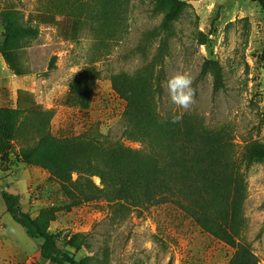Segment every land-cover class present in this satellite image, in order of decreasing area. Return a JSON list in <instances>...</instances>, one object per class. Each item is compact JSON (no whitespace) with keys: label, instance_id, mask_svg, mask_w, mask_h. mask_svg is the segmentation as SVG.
Listing matches in <instances>:
<instances>
[{"label":"rangeland","instance_id":"obj_1","mask_svg":"<svg viewBox=\"0 0 264 264\" xmlns=\"http://www.w3.org/2000/svg\"><path fill=\"white\" fill-rule=\"evenodd\" d=\"M178 1L189 7L175 24L167 54L158 57L159 38L148 37L165 12L156 10V0H81L72 17L47 13L51 0H0V14L11 6L40 31L26 50L31 75L15 77L0 57V110H13L17 90H27L37 104L54 112L53 136L96 131L138 150L143 146L122 138L125 103L113 92L110 79L119 74L154 82L160 78L163 96L154 98V106L161 117L182 113L229 143L232 164L225 172L240 178L231 190L238 200L237 219L232 220L236 241L248 245L258 264H264V162L238 165L246 145L264 144V9L250 0ZM2 31L0 18V42ZM52 59L55 68L49 70ZM206 60L221 66L224 88L218 93L213 92L211 74L201 75ZM86 66L98 71L91 107L69 108V83ZM177 72L189 73L196 90L187 111L168 96L166 81ZM7 158L0 162V264H49L7 213L3 192L18 195L22 211L32 218L49 212V232L76 260L87 254L103 260L107 249L106 264H227L234 253L171 205L128 214L114 213L104 201L72 206L45 171L17 162L11 153ZM93 181L99 185V179ZM78 233L88 235V251L66 247Z\"/></svg>","mask_w":264,"mask_h":264},{"label":"trees","instance_id":"obj_2","mask_svg":"<svg viewBox=\"0 0 264 264\" xmlns=\"http://www.w3.org/2000/svg\"><path fill=\"white\" fill-rule=\"evenodd\" d=\"M264 9V0H250ZM47 13L72 17L80 11L81 0H51ZM189 5L178 0H156V10L165 8L160 24L148 33L150 39L159 38L157 56L167 54L170 41L175 37V24ZM2 34L0 57L7 69L17 78L32 74L26 62V50L39 36L36 25L26 24L20 12L11 6L0 14ZM100 19L102 17H99ZM79 27V21L74 28ZM50 61L49 70L55 68ZM211 74L213 92L224 88L221 66L206 60L201 75ZM133 78L127 74L111 77L113 92L125 103L122 114V138L139 143L138 150L124 146L96 131L79 136L57 138L50 132L54 117L52 110L37 104L33 95L23 89L16 92L15 108L0 110V162H6L11 153L17 162L41 169L58 184L61 193L72 206L104 201L113 206L114 213L171 205L195 220L207 232L234 249L227 264H258L250 247L236 241L233 221L237 219L233 186L240 182L225 172L232 164L229 143L199 124L182 116L179 123L172 117H161L154 106L163 96L160 78ZM98 80L94 66H86L69 83L65 105L87 111L91 107L92 92ZM151 84V88H150ZM14 143L19 146L16 150ZM239 164L264 162V144L246 145ZM75 175V179H73ZM99 179V185L93 181ZM7 213L19 224L24 233L39 246L40 258L49 264H106L87 254L76 260L70 251L58 245L49 232V212L32 218L22 211L20 197L2 193ZM229 210L232 209L230 212ZM224 220V222H223ZM229 226V230H225ZM88 235L78 233L70 237L66 247L78 253L88 251ZM25 264V263H17Z\"/></svg>","mask_w":264,"mask_h":264},{"label":"clouds","instance_id":"obj_3","mask_svg":"<svg viewBox=\"0 0 264 264\" xmlns=\"http://www.w3.org/2000/svg\"><path fill=\"white\" fill-rule=\"evenodd\" d=\"M166 88L171 103L184 111L189 110L195 103L196 90L193 87V80L187 72H177L166 81ZM182 113L174 114L171 122L179 123L182 120Z\"/></svg>","mask_w":264,"mask_h":264}]
</instances>
